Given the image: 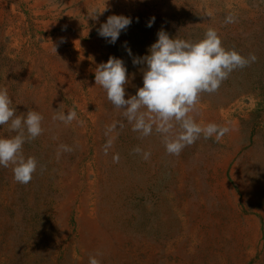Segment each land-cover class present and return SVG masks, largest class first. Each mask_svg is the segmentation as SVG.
Wrapping results in <instances>:
<instances>
[{"label": "rangeland", "instance_id": "obj_1", "mask_svg": "<svg viewBox=\"0 0 264 264\" xmlns=\"http://www.w3.org/2000/svg\"><path fill=\"white\" fill-rule=\"evenodd\" d=\"M112 14L132 18L115 44L97 33ZM208 28L256 60L189 113L229 131L172 155L160 133L132 130L94 69L121 58L127 98L143 84L133 56L159 30L196 42ZM0 87L17 115L43 116L23 145L31 181L0 166V264H264V0H0Z\"/></svg>", "mask_w": 264, "mask_h": 264}, {"label": "clouds", "instance_id": "obj_2", "mask_svg": "<svg viewBox=\"0 0 264 264\" xmlns=\"http://www.w3.org/2000/svg\"><path fill=\"white\" fill-rule=\"evenodd\" d=\"M98 19V15L91 16ZM152 17L147 27H152ZM226 22L232 23L231 16ZM132 23V18L123 14L109 15L100 23L97 33L110 44H115L122 31ZM126 46V42H125ZM56 50V48H55ZM126 51L132 56L131 48ZM256 56H243L235 49H226L214 28H208L204 37L196 42L171 37L167 31L157 32V39L143 56H133V64H142L143 84L135 94L126 97L128 83L127 68L121 58L110 56L94 69L95 84L105 90L107 99L122 110L132 130L149 136L153 130L161 134L167 153L179 155L188 145L203 136L219 141L229 131L215 123L203 126L189 113L193 112L202 92H215L220 84L238 68L255 62ZM12 99L5 87H0V126L8 125L15 135L0 137V166L12 165L14 179L27 184L37 169L35 157L23 154V145L38 137L42 129L43 116L28 109L17 115ZM76 118L69 110L54 117L64 122ZM178 126V127H177ZM64 150H69L62 145ZM136 151H140L139 148ZM150 153H144L147 159ZM89 264H100L96 256L89 257Z\"/></svg>", "mask_w": 264, "mask_h": 264}]
</instances>
